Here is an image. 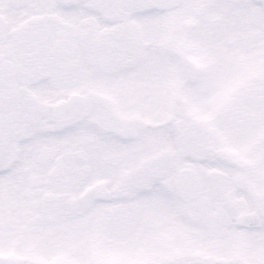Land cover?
I'll return each instance as SVG.
<instances>
[{
  "label": "snow or ice",
  "instance_id": "snow-or-ice-1",
  "mask_svg": "<svg viewBox=\"0 0 264 264\" xmlns=\"http://www.w3.org/2000/svg\"><path fill=\"white\" fill-rule=\"evenodd\" d=\"M0 264H264V0H0Z\"/></svg>",
  "mask_w": 264,
  "mask_h": 264
}]
</instances>
